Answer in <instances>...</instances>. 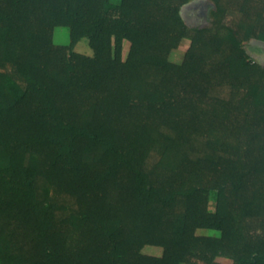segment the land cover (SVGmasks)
<instances>
[{
    "label": "trees",
    "instance_id": "1",
    "mask_svg": "<svg viewBox=\"0 0 264 264\" xmlns=\"http://www.w3.org/2000/svg\"><path fill=\"white\" fill-rule=\"evenodd\" d=\"M191 1L0 0V264H264V0Z\"/></svg>",
    "mask_w": 264,
    "mask_h": 264
},
{
    "label": "rangeland",
    "instance_id": "2",
    "mask_svg": "<svg viewBox=\"0 0 264 264\" xmlns=\"http://www.w3.org/2000/svg\"><path fill=\"white\" fill-rule=\"evenodd\" d=\"M118 2V0H117ZM117 2L115 4H117ZM212 3L209 0H193L181 8V17L188 27L200 28L207 26L210 17ZM53 43L57 45H69V29L66 27H57L53 32ZM187 44L183 42L180 47L169 53L168 59L173 63H181ZM129 48V43L124 41L122 45V58L125 59ZM244 49L252 62L258 63L264 69V43L251 40L244 44ZM73 50L76 52L91 55L92 50L88 46L86 39L78 41ZM199 235L216 236L220 233L213 230H197ZM148 249V248H147ZM154 255H161V250L156 249L151 252ZM217 262L222 264H231V260L224 257H218Z\"/></svg>",
    "mask_w": 264,
    "mask_h": 264
},
{
    "label": "crops",
    "instance_id": "3",
    "mask_svg": "<svg viewBox=\"0 0 264 264\" xmlns=\"http://www.w3.org/2000/svg\"><path fill=\"white\" fill-rule=\"evenodd\" d=\"M119 1V0H118ZM111 2H114V3H116L117 2V0H111Z\"/></svg>",
    "mask_w": 264,
    "mask_h": 264
}]
</instances>
